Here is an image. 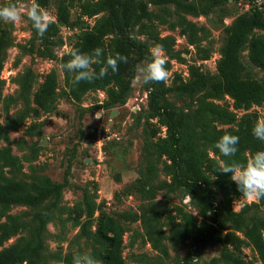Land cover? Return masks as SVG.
I'll return each instance as SVG.
<instances>
[{"label": "trees", "instance_id": "obj_1", "mask_svg": "<svg viewBox=\"0 0 264 264\" xmlns=\"http://www.w3.org/2000/svg\"><path fill=\"white\" fill-rule=\"evenodd\" d=\"M18 0H14L16 3ZM253 2L256 0H252ZM41 7L49 5L50 0H37ZM55 22L40 36L45 45L42 56L55 58V50L49 45H61L59 36L61 27H78L81 33L72 43L70 51L63 54L60 65L70 59L72 49L82 53H91L97 47L103 49L102 60L117 53L127 57V63H121L119 70L102 79L72 83V74H64V82L69 88V95L74 101L81 100L90 91H105L106 98L100 105L104 109L123 106L132 94V79L137 64L149 58L148 39H141L137 32L149 34L156 20L165 23L163 11L154 12L149 6H172L178 15L173 23L182 27V33L188 34L190 42H195L197 28L195 24L182 16L200 15V8L195 0H57ZM78 6L80 12L73 21L71 11ZM165 10V9H163ZM105 11L91 27L83 29V16H94ZM226 39L220 48V58L216 72H203L198 66L189 68V78L184 80L176 74L172 85L152 83L144 85L147 93V115L142 126L144 136L143 157L146 164V176L155 174L158 164L162 162V170L169 177L167 186L171 190L186 191L191 197L190 204L201 217L198 226L190 213L182 208L170 215L166 236L174 243H184L188 239L189 250L185 263L193 260L204 246L209 243L220 245L219 253L210 259V264H247L241 257L244 246H250L258 260L264 264V199L259 202L244 204L235 211L232 202L242 197L237 186L230 179V174L219 171L221 161H237L246 163L257 151H264V142L252 135V128L259 116L256 111L249 112L253 105H264V81L252 77H244L245 66L240 53L248 50L250 62L264 71V2L252 6L247 12L237 16L229 26L225 27ZM134 35V39H130ZM57 40H51L56 37ZM155 45H163L170 58L178 57L172 51L173 39L153 35ZM7 35L0 29V76L3 69L2 52L6 46ZM102 65H94L97 73ZM166 67L170 68L167 60ZM58 87L57 72L52 69L44 77L33 94L34 103L42 110L55 108L56 90ZM31 88L29 76L26 74L21 83V90L27 93ZM173 95L185 98L187 102H195L193 106L180 108L168 98ZM225 96L232 99V109L218 101ZM2 99L0 78V101ZM186 102V101H184ZM141 108H139L140 110ZM244 109L242 115L236 110ZM139 119L141 115H138ZM155 120V121H154ZM164 134L161 135V129ZM224 134L239 137L238 152L234 157H222L214 148L216 141ZM10 141L7 132L0 129V140ZM11 171L21 168L20 160L12 154L6 145L0 147V264H40L44 248L41 233L36 236L22 234L27 225L16 215L9 212L15 205L35 207L33 215L35 223H43L49 207L42 208L44 202L53 198L47 205L55 208L62 192L69 183L71 163L64 171L63 180L54 182L45 177L39 183L26 186L23 182L11 179L5 169ZM215 178V179H214ZM85 208L75 207L77 218L85 217L81 222V233L86 234V226L93 222L96 205L87 194H84ZM75 210V209H74ZM94 239L100 249L93 256L102 264H127L122 256L124 229L116 219L104 211L97 218ZM224 231V232H223ZM18 238L10 245L4 243L13 236ZM153 237L154 246H162L160 238ZM164 236V235H163ZM162 248H164L162 246ZM165 249V248H164ZM61 259L72 264L73 257L66 255Z\"/></svg>", "mask_w": 264, "mask_h": 264}, {"label": "rangeland", "instance_id": "obj_2", "mask_svg": "<svg viewBox=\"0 0 264 264\" xmlns=\"http://www.w3.org/2000/svg\"><path fill=\"white\" fill-rule=\"evenodd\" d=\"M56 1L50 0L49 5L43 7L54 18ZM195 1L200 8V15L182 14L197 28L195 42H190L188 34L182 33L181 26H172L178 21V15L172 6L163 8L150 5L149 8L154 12L163 11L166 22L156 20L149 34L137 32L141 39H148L149 48L155 45L153 35L173 39L172 51L179 54L181 59L170 58L165 51L171 73L170 80L165 84L169 86L176 74L188 80L191 66H198L203 72L215 73L220 48L226 39L225 27L252 6L264 2ZM7 2L8 0H0V6ZM30 2L31 0H18L16 3L19 6ZM79 12L78 6L72 9L73 21ZM103 15H106L105 11L94 16H83V29L91 27ZM0 29L7 35L0 76V129L3 133L7 132L10 138L9 142L1 139L0 147L8 145L21 165L15 171L6 168L7 176L23 182L26 186L39 183L45 177L61 182L65 168L71 163L69 183L57 206H47L53 198L47 199L42 205V208H51L43 223L33 221L35 207L15 205L9 210L27 225L26 231L22 233L25 237L41 233L44 248L40 264H67L61 257H74L77 253H97L100 245L94 236L100 211H104L122 225V256L127 264L185 263L191 240L174 243L166 238L169 234V217L176 214L179 208L190 213L198 226L201 224V217L183 197L182 191L171 190L167 186L169 177L162 170V162L158 164L155 174L146 176L142 126L147 115V93L143 86L133 83L135 75L132 79V94L123 106H117L110 111L102 108L100 105L106 98L105 91L102 90L87 92L76 102L69 95V88L64 82L60 59L70 51L72 43L82 30L78 27H61L59 36L63 42L58 46L49 45L55 50V58L51 59L42 56L45 45L27 17L21 24L0 21ZM51 40L56 41L57 36L51 37ZM240 59L245 66L244 77L264 81V71L250 62L246 48L240 53ZM142 63L144 61L137 66ZM52 69L57 72L58 78L55 108L44 111L34 103L33 94ZM26 74L29 76L31 88L24 93L21 83ZM168 98L180 108L195 104L173 95H168ZM218 102L232 109L233 101L228 96ZM136 106L141 109H134ZM114 110L115 114L110 117ZM247 111H256L259 119L264 118V105H253ZM236 112L240 116L246 111L239 109ZM138 115H141L140 119ZM160 134H164V128ZM84 194L96 205L93 222L87 224L86 234L81 233V222L85 217L77 218L75 212L77 206L85 208ZM251 203L256 202L240 197L232 202V207L239 211L244 204ZM261 214L264 215V207ZM161 234L160 243L165 249L154 246L152 241L153 237ZM18 236L10 238L4 246L12 244ZM219 249V244L209 243L201 247L199 253L187 264H210V259L218 255ZM241 257L247 264H262L250 246L243 247Z\"/></svg>", "mask_w": 264, "mask_h": 264}, {"label": "clouds", "instance_id": "obj_3", "mask_svg": "<svg viewBox=\"0 0 264 264\" xmlns=\"http://www.w3.org/2000/svg\"><path fill=\"white\" fill-rule=\"evenodd\" d=\"M31 22L35 31L43 37L49 26L55 22V18L37 0H31L30 4L17 5L14 0L0 6V21L4 23L21 24L24 18ZM130 35V39H134ZM103 49L97 47L91 53H82L79 49H72L70 59L61 64V70L72 74V83L78 85L81 82L91 83L96 79L105 77L109 70L116 73L121 63H127V57L117 53L102 60ZM167 59L163 45L156 44L149 50V58L135 69L133 83L144 86L152 83H164L170 80L171 73L166 67ZM94 65H102L97 73ZM252 135L264 142V118L256 121L252 128ZM239 137L232 134L222 135L214 144L222 157H234L238 152ZM222 174H230V179L237 186V190L249 202H259L264 199V151H257L246 163L235 160L221 161L219 171ZM215 179V178H214ZM185 198L191 202V197L186 191ZM72 264H102L91 253H77L73 257Z\"/></svg>", "mask_w": 264, "mask_h": 264}, {"label": "water", "instance_id": "obj_4", "mask_svg": "<svg viewBox=\"0 0 264 264\" xmlns=\"http://www.w3.org/2000/svg\"><path fill=\"white\" fill-rule=\"evenodd\" d=\"M116 110H114L113 112H111V116L110 117H113V115L115 114Z\"/></svg>", "mask_w": 264, "mask_h": 264}, {"label": "built area", "instance_id": "obj_5", "mask_svg": "<svg viewBox=\"0 0 264 264\" xmlns=\"http://www.w3.org/2000/svg\"><path fill=\"white\" fill-rule=\"evenodd\" d=\"M140 108V106H136V107H134V109H139Z\"/></svg>", "mask_w": 264, "mask_h": 264}]
</instances>
